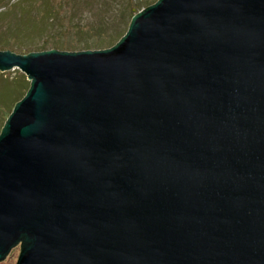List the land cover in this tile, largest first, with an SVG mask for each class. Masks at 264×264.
Listing matches in <instances>:
<instances>
[{
  "label": "water",
  "instance_id": "95a60500",
  "mask_svg": "<svg viewBox=\"0 0 264 264\" xmlns=\"http://www.w3.org/2000/svg\"><path fill=\"white\" fill-rule=\"evenodd\" d=\"M110 45L0 49L30 81L0 261L264 264V0H157Z\"/></svg>",
  "mask_w": 264,
  "mask_h": 264
},
{
  "label": "rangeland",
  "instance_id": "374dc122",
  "mask_svg": "<svg viewBox=\"0 0 264 264\" xmlns=\"http://www.w3.org/2000/svg\"><path fill=\"white\" fill-rule=\"evenodd\" d=\"M22 1L23 0H4L0 2V11L4 13L1 15L4 19L0 22V34H5L7 31L10 32L12 29L14 30V28L9 29L11 26L14 27V18L19 14V12H17L18 7L14 6ZM156 1L157 0H49L48 7L57 14L55 19L56 23L54 24L56 25L55 28L52 27V29L48 30L47 35H43L42 39H36L35 41L27 40L28 38L17 39L19 33L15 35L13 33H8V41L12 44L8 47L54 46L55 44L84 47V44L90 46L105 45L114 40L116 41L113 44H116L128 29L132 18L130 9L135 8L137 12H140ZM34 4L36 7L32 14L34 13L37 14L38 17H41L44 14V2L42 0H35ZM8 16L10 18H6ZM120 35L122 36L118 39L117 37ZM14 38H16V40H14ZM4 42L5 41H2L3 44ZM4 72L10 77L23 74L18 69ZM25 77L27 79L26 75ZM14 82L18 84L20 79H16ZM20 88V86H15V90H13L12 93L0 98V109L6 110V107L12 104L15 106L18 102L17 99L23 92ZM20 245L21 242L12 247L6 257L0 261V264H16L20 255Z\"/></svg>",
  "mask_w": 264,
  "mask_h": 264
},
{
  "label": "trees",
  "instance_id": "16d2710c",
  "mask_svg": "<svg viewBox=\"0 0 264 264\" xmlns=\"http://www.w3.org/2000/svg\"><path fill=\"white\" fill-rule=\"evenodd\" d=\"M2 1H4V0H0V2H2ZM42 1L45 4L44 5L45 9L43 10L44 14L41 17H38L37 14H34V13L32 14V12H34L35 7H36V5L34 4L35 0H23L22 2H20L19 4L14 6V7H18L17 12H19L17 17L14 18V27L11 26V28H9V29L14 28V30L12 29L10 32L7 31L5 34H0V49H5V48L9 49L8 46L12 45L8 41V38H9L8 33H13L14 35L19 33V36L17 39L28 38L27 40L35 41L36 39L37 40L42 39L43 35H47L48 30L52 29V27L55 28L56 25H54V24L56 23L55 19H56L57 14L55 11H52V9H50L48 7V1L49 0H42ZM9 12H11V11H9ZM130 12L132 13L131 17H133L137 13L135 8H131ZM2 14H4V13L0 11V22L2 21V19H4L1 16ZM6 18H10V17L8 16ZM122 35H120L117 38L119 39ZM14 40H16V38H14ZM2 41H5L4 44L2 43ZM115 41L116 40L109 42L105 45H100V46L93 45V47L95 49L96 48H103V47H110V46H112L110 44H113ZM15 47L17 49H21L17 46H15ZM34 47L36 48V50L46 49V47H43V46H34ZM54 47L58 48V49H62V50H76V49H78L74 45L63 46V45L55 44ZM88 47H90V45L84 44V49H89ZM16 79H20V82L18 84H16V82H14ZM15 86H17V87L20 86L21 91H23L22 94L20 95V97L17 99V101H19L26 94V92L30 86L29 81L26 79L25 75H23V74H17V76H15V77H10L7 74H5V72H0V98H3L5 96H7L8 94L12 93L13 90H15ZM13 107H14V104H12L11 106H7L6 110L0 109V131H1L3 125L6 121V117L11 113Z\"/></svg>",
  "mask_w": 264,
  "mask_h": 264
}]
</instances>
